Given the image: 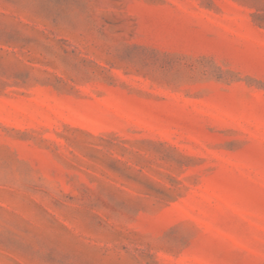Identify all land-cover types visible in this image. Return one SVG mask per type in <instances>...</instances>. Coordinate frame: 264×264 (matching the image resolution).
Segmentation results:
<instances>
[{
	"label": "rangeland",
	"instance_id": "obj_1",
	"mask_svg": "<svg viewBox=\"0 0 264 264\" xmlns=\"http://www.w3.org/2000/svg\"><path fill=\"white\" fill-rule=\"evenodd\" d=\"M0 264H264V0H0Z\"/></svg>",
	"mask_w": 264,
	"mask_h": 264
}]
</instances>
